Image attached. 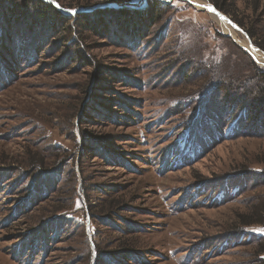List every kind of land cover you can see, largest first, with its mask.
I'll return each instance as SVG.
<instances>
[{"label": "rangeland", "instance_id": "374dc122", "mask_svg": "<svg viewBox=\"0 0 264 264\" xmlns=\"http://www.w3.org/2000/svg\"><path fill=\"white\" fill-rule=\"evenodd\" d=\"M54 1L94 9L0 0V264H264V66L190 0ZM220 5L264 56V0Z\"/></svg>", "mask_w": 264, "mask_h": 264}, {"label": "trees", "instance_id": "16d2710c", "mask_svg": "<svg viewBox=\"0 0 264 264\" xmlns=\"http://www.w3.org/2000/svg\"><path fill=\"white\" fill-rule=\"evenodd\" d=\"M23 1L24 0H21V2H20L21 4L19 3L18 6H15V10H16L15 12L18 13V15L20 14V15H23L25 17H28L29 20H27V21H29L30 26L34 22H35V24L36 23H39V24H41V25H39L40 28H46V29L49 28V31L53 27L61 26V24L63 22L67 23L69 21V19H72L73 18L74 21H76V20L77 21H83V20H85V18H87V15H89L87 12H85V14H76L75 16H72V17L69 16V17H67V16L61 14L53 5H50L48 3H45L42 0H26L24 2ZM210 1L209 2L215 8V10H219L220 12L224 13L223 10H222V8H221V5H220V2H222L224 0H210ZM57 3H58V5L62 9H67V8L62 7V5H60V3L58 1H57ZM89 3H91L90 0H84V6L85 7L88 6ZM69 9H71V8H68V10ZM72 9H75V8H72ZM139 11L140 10H137V12H135V13L136 14H140ZM9 14L11 16L14 15L12 12H9ZM53 24H55V25H53ZM24 28L28 29L30 27H24ZM4 30L7 31L6 28ZM53 31H50V32L53 33ZM14 35H15V32H14ZM257 45H258V47H260V48H262L264 50V48L261 45V42H259ZM203 65L208 69V66L206 64H203ZM250 65L252 66L253 64L251 63ZM256 69H258V67ZM258 70H259L258 73H256L257 76H255V75L253 76L252 75V77H250L251 78L250 81H248L250 84H252V88H251V90H249L250 94H248L247 99L244 102H245V104H248L251 108L254 109V111H253V113H254L253 119H255L257 117V121H259V120L261 121V125H263L262 126V128H263L264 127V71H263V69H260V68ZM223 75L224 74L222 73V76ZM229 78L231 80L233 79V78H231V76H229ZM212 79H213V77H212ZM227 79H228V77H227ZM210 81L212 82V80H210V79L206 82V84L209 86L210 89L206 88L205 91H204V93H206V95H207L208 98L206 99L205 103H203L202 109L205 110V115H206L207 109H209V111H211L212 113H210L208 111L209 112L208 114L210 116H215V113L212 110H215L218 107V105H217L218 104V100H216L214 106H213V104L211 106V101H210L211 99L210 98L213 97V94L215 93L213 91V89L216 88V91H218V92L220 91L221 93L222 92H225L224 90H226V89L219 88V90H218V87H215V86L213 88V84L209 83ZM232 83L233 82H231V85H232ZM245 83L246 82H244V83H241V82L240 83H236V85H237L236 87L238 89L241 88V90H243V86L245 85ZM207 85H205V86H207ZM229 89L233 90L230 87H229ZM212 91L214 93H212ZM231 94L232 93H229V92L226 93L227 96H229ZM256 94L258 96L256 97V99H254V97L256 96ZM209 96H211V97H209ZM231 97L232 98H235V95H231ZM200 105H202V104H199V106ZM232 116L233 115L230 114V115H228L227 118L230 120L232 118ZM239 120H240V118L238 119V121ZM238 121L236 120L235 124H237ZM240 123H241V121H240ZM258 124H259V122H258ZM256 213L257 214H255L254 216H257V217H255V219L253 217L252 218L253 220H251V221H257V222H260L261 223V219L262 218L258 216V212H256ZM259 214H261V215L264 214V207L261 206L259 208ZM57 229H60V228L58 227ZM50 231H52V229Z\"/></svg>", "mask_w": 264, "mask_h": 264}, {"label": "bare ground", "instance_id": "6f19581e", "mask_svg": "<svg viewBox=\"0 0 264 264\" xmlns=\"http://www.w3.org/2000/svg\"><path fill=\"white\" fill-rule=\"evenodd\" d=\"M167 2V0H164ZM190 3L196 7L198 10H206L207 13L210 14V16L215 20L216 24L221 27L222 31L224 34H226L228 37H230L233 41L237 42L241 48L247 52V54L254 58V60L259 63L261 66H264V56L256 49H254L248 42L245 40H241L237 38V34H242L240 33L239 30L236 29V27H233L229 24L227 19L219 14L218 12L216 13L215 10H213L211 7L207 5L206 2H198L195 0H190ZM211 8L213 11H209L208 9ZM244 38V37H243Z\"/></svg>", "mask_w": 264, "mask_h": 264}, {"label": "water", "instance_id": "95a60500", "mask_svg": "<svg viewBox=\"0 0 264 264\" xmlns=\"http://www.w3.org/2000/svg\"><path fill=\"white\" fill-rule=\"evenodd\" d=\"M42 1H44L45 3H48V4H50V5H53L61 14H63V15H65V16H75L76 14H85V12H90L91 10H93L94 8H86L85 10H69V11H66V10H63V9H61L59 6H58V4H57V2H55L54 0H42ZM162 1V3H164V5H168L170 2H171V0H167V2L166 1H164V0H161ZM109 7H112V6H109ZM145 7V2H143V4H141L140 6H139V8H137V9H143ZM112 8H114V9H117L118 7H115V6H113ZM120 8V7H119ZM213 8V7H212ZM129 9V8H128ZM130 10H135V9H130ZM220 14V13H219ZM237 29V28H236ZM250 46H252L253 48H254V46L253 45H251L250 44ZM255 49V48H254ZM246 54H247V52H246ZM252 59H254V58H252ZM257 63V62H256ZM258 64V63H257ZM263 67V66H262ZM264 68V67H263Z\"/></svg>", "mask_w": 264, "mask_h": 264}, {"label": "snow or ice", "instance_id": "6c2138e0", "mask_svg": "<svg viewBox=\"0 0 264 264\" xmlns=\"http://www.w3.org/2000/svg\"><path fill=\"white\" fill-rule=\"evenodd\" d=\"M209 11H213L211 8L208 9Z\"/></svg>", "mask_w": 264, "mask_h": 264}]
</instances>
